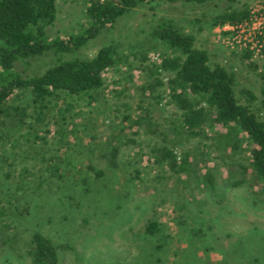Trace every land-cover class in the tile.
I'll return each mask as SVG.
<instances>
[{
    "label": "rangeland",
    "instance_id": "374dc122",
    "mask_svg": "<svg viewBox=\"0 0 264 264\" xmlns=\"http://www.w3.org/2000/svg\"><path fill=\"white\" fill-rule=\"evenodd\" d=\"M228 7L222 0H208L202 4L147 2L120 16L81 47L61 54L48 51L34 58L18 60L13 70L21 76H32L59 60L88 59L100 47L114 45L116 62L105 73L103 87L93 93L91 105H86L85 100L74 103L79 105L73 112L79 114L72 118L75 128L80 131L76 136H91L93 142L111 137L118 139L120 113L115 110L123 111L129 107L132 112L145 113L150 125L141 135L128 134V139L133 142L128 141L127 147L119 146L120 153L130 157L128 149L133 147V150L146 151L148 155H159L160 149L165 147L179 159L185 149L199 145L202 140L189 134L171 135L168 127L171 120L177 118L178 110L169 101L166 80L173 74L161 67L160 59L172 53L151 35L153 27L170 23L192 35L193 47L206 52L208 63L220 65L232 77L235 95L242 102H246L244 91L254 96L251 106L264 122V94L259 79L264 73V47L259 51L254 47L258 32L264 30V0L234 3L231 9L244 8L249 12L248 21L236 28L227 24L209 27L205 18ZM87 25L85 5L80 0H55V20L45 33L49 39L65 38L77 34ZM247 51L250 52L249 59L243 57ZM188 95L197 108H207L203 100ZM7 105L9 113L0 117V187L17 183L20 165H26L29 173L25 180L22 179L23 184L31 186L40 179L39 182L45 183L47 173L40 172L39 168L48 163H54L53 167L57 165L53 156L62 153L64 146L60 145V152L52 148L44 151L38 148L40 142L35 145L31 137L27 141L26 134L37 131L50 146V142L57 141V114L51 110L40 121H35L31 95L26 90H16ZM10 128L14 131L7 138ZM104 152L102 149L98 155L97 150L91 159L95 170L110 169ZM247 152L246 140L240 136L239 149L230 158L236 163L247 162ZM124 157L119 156L120 159ZM149 165L148 176L157 173L160 178L153 181L148 177L151 181L149 189L143 192L120 186V176L111 179L115 196L123 197L120 193H128L127 198L131 199L128 207L139 200L146 203L143 199L151 197L153 204H145L149 210L133 214L130 222L119 216L122 213H111V207L102 216L94 215L101 203L103 207L108 204L106 197L95 193L85 194L73 211L50 206L46 212L49 215L47 222L31 226L22 218L18 220L5 245H9V249H0V264H37L28 253L27 243V235L34 232L50 242L56 264H264V199H241L244 187L228 192L225 202L220 204L207 203L208 198L190 200L185 195L174 196V192L171 196L168 190L174 184L180 193L185 192L176 178L171 182L170 176L174 177L175 173L165 164L157 169ZM85 167L82 164V168ZM151 189L155 190L149 196ZM80 191H84V187ZM3 196L8 198L5 192L0 195ZM150 219H155L159 230L147 234L143 230Z\"/></svg>",
    "mask_w": 264,
    "mask_h": 264
},
{
    "label": "trees",
    "instance_id": "16d2710c",
    "mask_svg": "<svg viewBox=\"0 0 264 264\" xmlns=\"http://www.w3.org/2000/svg\"><path fill=\"white\" fill-rule=\"evenodd\" d=\"M80 1L85 5L87 27L69 37L49 39L45 30L55 20V0H0V117L9 113L7 100L14 92L26 90L31 95L34 120L40 121L53 110L57 114L55 123L58 126L55 134L57 141L50 142V146L47 145V139L40 137L37 131L26 134V140L31 137L35 145L40 142L38 148L44 151L52 148L56 152L60 145L64 146L62 153L58 151L60 153L53 156L57 165L53 167L54 163L51 165L47 162L49 165L44 164L39 168L40 172L47 173L45 183L39 182L42 180L40 179L31 186L23 184L22 179L27 178L28 168L20 165L17 169V183L0 187V195L4 192L8 195V198L0 197V249H9V245H5L9 243L12 228L17 226L21 218L31 226L47 222L49 215L46 212H49L50 206L73 211L83 201L85 194L95 193L96 196L106 197L105 203L108 204L103 207L101 203L94 215L102 216L111 207V213H122L119 216L130 222L133 214L150 209L145 204L152 203L151 197L143 199L146 203L139 200L128 207L131 202L127 198L128 193L121 194L119 191L123 197L115 196L111 179L120 176V186L143 192L149 189L148 183L151 182L146 171L148 164L153 169L165 164L175 173L174 177L170 176L171 182L176 178L175 181L185 188V192L180 193L177 184H174L168 190L171 196L174 192V196L185 195L190 200L208 198L207 203L220 204L225 202L228 192L244 187L241 199H264V122L259 120L251 106L254 96L244 91L243 98L246 102H242L235 95L232 77L225 69L217 64L210 65L206 52L193 47V36L178 30L172 24L156 26L150 31L172 53L171 56L160 59L161 67L173 74L167 78L166 86L169 101L178 110L177 118L171 120L168 128L172 136L189 134L202 140L199 145L185 149L179 159L165 147L160 149L159 155H148L146 151L133 150V147L128 149L130 157L126 158L120 153L119 146L127 147L128 141L133 142L128 139V134L141 135L150 125L145 113L132 112L129 107L123 111L115 110L120 113L117 123L118 139L111 137L105 141L93 142L91 136H76V132H80L72 121L79 114L73 113L79 106L75 105L78 104L76 101L85 100L86 105H91L93 93L103 87L105 73L116 62L114 45L100 47L88 59L59 60L32 76H21L13 70L14 63L18 60L34 58L48 51L61 54L81 47L102 29L111 26L120 16L144 3L167 1L172 4H202L208 0ZM222 1L229 7L205 18L209 27L224 24L236 27L248 21L249 12L246 9H231L238 0ZM249 54L247 51L243 53V57L249 59ZM259 79L264 94V73L259 75ZM188 94L203 100L207 108H197ZM66 99L73 102H65ZM18 126L17 124V129ZM12 128L6 135L7 138L14 131ZM240 136L248 146L247 162L236 163L230 157L239 149ZM102 149L110 168L108 171L95 170L91 166L95 152L98 150L99 155ZM117 159L121 167L117 164ZM82 164L86 165L84 169ZM8 175L9 172L6 176ZM149 178L155 181L160 177L156 173ZM81 187H84V191H80ZM195 189L198 190L194 192ZM154 190L151 189L148 195H153ZM158 230L155 219H150L143 231L148 234ZM27 243L28 253L34 263L56 264L54 249L41 234H28Z\"/></svg>",
    "mask_w": 264,
    "mask_h": 264
},
{
    "label": "built area",
    "instance_id": "2783aa9c",
    "mask_svg": "<svg viewBox=\"0 0 264 264\" xmlns=\"http://www.w3.org/2000/svg\"><path fill=\"white\" fill-rule=\"evenodd\" d=\"M254 47H256L257 51H259V49L264 47V30H263V32H258L257 42L255 43Z\"/></svg>",
    "mask_w": 264,
    "mask_h": 264
}]
</instances>
